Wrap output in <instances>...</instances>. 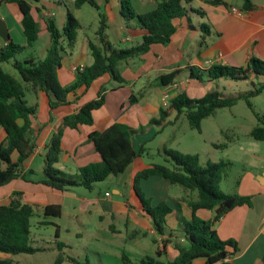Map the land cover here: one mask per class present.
<instances>
[{"label": "trees", "instance_id": "1", "mask_svg": "<svg viewBox=\"0 0 264 264\" xmlns=\"http://www.w3.org/2000/svg\"><path fill=\"white\" fill-rule=\"evenodd\" d=\"M203 1L212 6L227 7L223 0ZM0 2L17 6L26 44L31 46L37 41L39 35L32 6L25 0H0ZM191 2L192 0H156L154 9L139 14L134 10L132 0H120V16L123 21L127 25L135 21L136 25L145 32L138 44L126 49L115 47L107 41L106 19L102 13H99V25L95 33L96 43L88 42L92 64L74 68L73 81L65 86L58 80V72L62 67L64 55L67 54L64 44L66 43L67 48L72 50L77 33L81 30V25L70 10H67L62 30L57 28L53 20L45 21L49 46L43 60L37 61L33 58L18 60L16 56L26 50V46L9 39L0 48V188L17 179L29 181L22 173V167L35 149L32 119L36 117L37 108L28 104L25 99L26 93H43L49 101L50 108L54 109L59 106L77 104L94 82L101 78L108 77L117 84H125L118 71L119 65L132 59L142 58L151 51L153 46H167L177 32V21L184 20L191 28V14L201 19L206 17L201 8L187 9L185 7ZM86 4L99 11L95 0H75L73 6L75 9H80ZM244 7L252 9L253 5L249 0H244ZM199 31L201 32L199 46L204 48L205 39L211 32L210 26L203 22L199 25ZM9 62L20 80L3 70L2 64ZM189 71L190 78L199 82L220 79L236 82L250 81L253 77H264V61L251 57L245 67L213 64L207 69L190 67ZM180 74L179 69L163 74L158 78L159 84L168 88L174 84ZM80 90L82 91L79 94ZM103 90L104 88L99 89L96 98L81 105L75 113L66 116L62 121V129L78 130L81 127H92L94 112L104 106ZM263 90L264 83H257L249 92L235 95H223L218 91H212L199 99H192L184 91L170 94L168 106H161L159 117L151 119L149 124L158 127L157 133H160L169 125L164 122L170 112L174 111L177 117L184 115L191 130L200 132L201 122L213 116L217 110L232 108L239 101H244L256 118V125L249 132V137L253 141L264 143V117L256 113L250 103V99L261 94ZM70 96L75 97L72 102L69 99ZM138 99L131 95L129 103L134 104ZM62 129L54 133L45 145L43 179L39 181L40 184L55 191L66 192L74 187L91 191L96 183L122 174L145 151L144 143L140 145L138 152L133 149L131 144L135 134L133 129L125 124L113 123L87 135L101 159L100 163L82 167L74 176L68 175L55 168L63 153ZM13 154L17 155L16 161H12ZM163 154L172 162V167L152 164L138 171L132 178L131 190L141 212L152 221L158 235L164 234L166 218L172 209L164 203L152 206L150 199H147L141 190V180L158 176L167 180L171 186L180 187L184 193H196V200L187 202L191 210L190 220H180L187 247L181 248L175 245L179 254L173 262L162 263L147 257L138 264H192L196 260H203L205 264H233L228 261V258L236 254V242L221 240L213 225L233 210L250 206L251 199L236 194H225L219 189V184L223 178H226V170L230 164L225 161L201 164L198 155L185 154L172 149H164ZM201 210L212 211L213 218L204 220L198 217L196 213ZM61 213L60 205H47L43 208L45 219L59 218ZM33 214L34 207L22 202L18 192L14 193V197L8 204H0V253L15 256L32 255L39 251L32 246L30 221ZM55 237H58V229H56ZM168 243L171 242L167 241ZM163 245H166V241ZM63 247L64 245L59 242V250ZM158 255L160 252H157ZM64 259L63 252H60L53 264H61ZM70 261L74 264H88L87 261L84 263L74 259ZM12 262L10 258L0 260V264H12Z\"/></svg>", "mask_w": 264, "mask_h": 264}, {"label": "crops", "instance_id": "2", "mask_svg": "<svg viewBox=\"0 0 264 264\" xmlns=\"http://www.w3.org/2000/svg\"><path fill=\"white\" fill-rule=\"evenodd\" d=\"M25 1L32 6L33 16L38 25L39 35L36 42L39 38H42L44 42L41 53L43 59L49 46V35L45 23L47 19L53 20L57 28L62 30L65 25L67 10H70L81 25L75 45L70 50L69 56L63 58L62 67L58 72L59 82L63 86L70 84L74 78V68L92 64L88 42L96 43L95 33L98 26H95L96 28L92 30L94 40L90 39L85 31L87 27L83 26L81 20L84 7L75 9L73 6L75 0H67L70 3L69 6L63 0ZM95 1L99 7L98 12L105 16L107 24L106 39L110 44L114 46L126 43L138 44L141 41L145 32L136 25L135 21L130 22L128 25L123 21L120 16V0ZM223 1L227 4V7L222 5L212 6L203 0H199L198 8L204 11L206 17L203 19L198 17L201 22L198 21L197 26H194L192 21L191 28L184 20L177 21V32L167 46H153L151 51L142 58L132 59L119 65L118 71L125 84H117L108 77L101 78L94 82L77 104L59 106L54 109L50 108L49 101L43 93L30 92L29 94L34 97L30 105L37 108V114L35 119H32L35 149L32 156L22 167V173L26 175L29 181L17 179L1 187L0 204H8L14 197V193L18 192L22 202L35 206L42 212L47 205H60L62 213L58 219L62 218L66 205L65 199L69 197L68 195H72L73 191L59 192L40 184L39 181L43 179L44 166V158L42 162L40 158L43 153L45 155V145L51 136L62 129L63 119L75 113L84 103L96 98L99 89L104 88L105 102L104 106L93 114L94 125L92 127H81L78 130L62 129L61 147L63 153L56 166H61L66 170L71 169L77 173L82 167L100 163L101 159L88 140L87 135L113 123L125 124L135 131L131 144L133 149L138 152L140 145L155 134L153 127L156 126L150 125L149 122L151 119L159 117L161 96L167 90L170 91V94L184 91L190 97L188 91H196L199 85H209L214 88L219 87L221 82L224 84H229V82L238 83L224 79L199 82L190 78V67L207 69L213 64L245 67L251 57L264 61V0H249L253 5L252 9H245L244 0ZM132 6L137 13L143 14L155 8L156 0H132ZM232 9H235L238 14L233 13ZM0 19L6 24L9 39L16 43L15 37H18L22 43L20 45L24 46L26 41L20 25L21 16L17 6L0 2ZM203 22L210 26L211 32L205 39L206 46L200 48L201 32L199 31V25ZM194 32L198 34L200 40H197L196 45L192 46L189 35ZM6 43L0 37V48ZM27 58L35 59L34 56ZM176 69L181 70V74L175 79L174 84L168 88L162 87L158 81L159 76ZM244 82L248 86L247 90L223 95L247 93L252 90L253 85L264 83V77H253L250 81ZM132 89H136L137 93L134 94ZM81 91H79V94ZM122 91L124 93L118 98V93ZM131 95L139 98L134 104L129 103ZM69 99L72 102L75 97L70 96ZM111 100L112 106L110 107L109 102ZM251 101L254 103L252 104ZM250 103L253 110L264 117V90L258 96L250 99ZM182 116L184 115L177 117L176 112L172 111L164 123L175 126ZM253 127L250 128L248 134ZM145 133H147V138ZM237 150L244 156H249V166L242 168V172L230 194L250 197L251 205L239 207L224 215L214 223L213 228L221 240H233L237 244V252L234 256L228 258L229 262L233 264H264V146L261 145V142H247L239 144ZM139 158L114 179L113 194L121 198L112 200L111 194L104 192L103 197L107 199L106 201H101L99 198H84L79 208L81 213L88 214L90 207L101 206L103 214L97 215V218L100 221L109 218L111 223L106 226V229L112 235L121 233L116 225L124 228L127 233L124 242L130 245V250L120 253V264H138L147 257L154 258L162 263L173 262L179 254L175 245H179L181 248L187 247L180 220H190L191 210L187 202L196 200V195L174 189L167 180L158 176L141 180V190L144 196L150 199L152 206L164 203L172 209V212L166 218L164 234L158 235L153 228L152 221L141 212L131 190L133 176L138 171L151 166L138 168ZM16 159L17 155L13 154L12 161H16ZM228 163L230 164V162ZM35 167L39 172L37 177L40 174V178H35ZM121 176H125L123 181H121ZM147 184H153L154 188L159 189V193H162L164 197L157 198L155 196L154 198L149 195L145 190ZM106 194L109 195L106 196ZM196 215L204 220H211L214 213L201 210ZM39 224L43 227L53 226L54 235L56 229H58V236L61 232L60 226L48 219L44 218ZM82 227H85V225H82ZM165 241L166 245L164 246ZM167 241L171 243L167 244ZM157 252H160V255L157 256ZM64 262L63 260L61 264H64ZM192 264L205 263L203 260H196Z\"/></svg>", "mask_w": 264, "mask_h": 264}, {"label": "rangeland", "instance_id": "3", "mask_svg": "<svg viewBox=\"0 0 264 264\" xmlns=\"http://www.w3.org/2000/svg\"><path fill=\"white\" fill-rule=\"evenodd\" d=\"M67 6L69 2L63 0ZM142 4V2H141ZM83 12L81 14V20L83 26L87 27V35L90 39L94 40L93 28L99 25V12L88 4L83 6ZM187 9H197L199 7V0H193L188 5H185ZM191 21L194 26H197V22L201 20L194 14H191ZM96 24V25H95ZM17 44H22L18 37H15ZM191 45L195 46L197 40L200 37L197 33H191L189 35ZM137 43H126L122 45H115L118 48L126 49L130 48ZM33 46H26V50L18 54L16 58L23 60L29 56L39 61L42 60V49L44 48V42L42 38H39L38 42L32 44ZM65 56H69L70 50L67 48L66 43ZM3 70L20 80L17 72L12 68L11 62L2 64ZM244 81L229 84L221 82L219 87L212 88L209 85L197 86L196 91L189 90V95L192 99H199L206 93L212 91H218L222 94H233L236 92H242L247 90L248 86L244 84ZM134 94L137 93L136 89H132ZM124 92L118 93V98ZM25 99L28 104L32 103L34 97L29 93H26ZM113 99H115L113 97ZM252 102V101H251ZM112 106V100L109 102ZM254 102H252L253 104ZM255 117L252 110L246 105L244 101H239L236 106L232 108H224L217 110L213 116L205 119L201 123V131L191 130L187 124L186 118L182 116L175 126L167 125L159 134V130L153 127L154 133L149 138L146 135V142L144 143V154L138 160V168L141 166H149L152 164L164 165L168 168L172 167V162L166 159L163 154L164 149L177 150L185 154H196L199 156L202 164L218 163L219 161L230 162L228 169L226 170V178H223L219 184V189L223 193H232L234 184L239 178L242 168L248 167L249 156L241 154L237 148L239 144L254 142L248 134L251 127L255 126ZM264 146V143H261ZM44 153L40 160L42 162ZM58 170H62L68 175L74 176L76 172L73 170L63 169L61 166H56ZM36 173L35 178H40V174L37 177V167L34 169ZM121 181L125 179V176H121ZM115 177H109L102 182L96 183L95 188L91 191L85 190L81 187H74L70 190L72 195L65 199L66 205L64 207L63 215L61 219L48 218L51 222L59 225L61 232L56 238L54 235V227H43L39 224L44 219L42 210L40 211L34 206V214L31 218V235L32 246L39 251L35 254H19L10 256L0 253V260L12 259V264H53L60 252L64 254V264H74L70 259H74L79 263H84L86 260L89 264H120V253L128 252L130 245L124 242L126 232L124 228L116 225L121 231L118 235H112L106 226L111 222L109 218H105L100 221L97 215L103 214L101 206H94L88 209L87 213H81L79 208L84 198H99L101 201H106L103 197L104 192L111 194L112 200H117L116 194H113ZM174 189L183 191L178 186H173ZM149 195L154 198H163L164 195L159 193V189L154 188L153 184H147L145 187ZM173 189V190H174ZM176 191V190H174ZM184 194V193H183ZM182 195V192H181ZM193 195H196L194 192ZM75 217H77L75 219ZM85 225V227H82ZM61 242L64 247L59 250L58 243Z\"/></svg>", "mask_w": 264, "mask_h": 264}, {"label": "built area", "instance_id": "4", "mask_svg": "<svg viewBox=\"0 0 264 264\" xmlns=\"http://www.w3.org/2000/svg\"><path fill=\"white\" fill-rule=\"evenodd\" d=\"M232 12L235 14H238V12L235 9H232ZM169 100H170V91L167 90L161 96V106L167 107L169 104ZM108 195L109 194H106V196H108Z\"/></svg>", "mask_w": 264, "mask_h": 264}, {"label": "water", "instance_id": "5", "mask_svg": "<svg viewBox=\"0 0 264 264\" xmlns=\"http://www.w3.org/2000/svg\"><path fill=\"white\" fill-rule=\"evenodd\" d=\"M0 37L5 42L9 41V34H8L6 24L1 19H0ZM53 105H55V103H53Z\"/></svg>", "mask_w": 264, "mask_h": 264}]
</instances>
